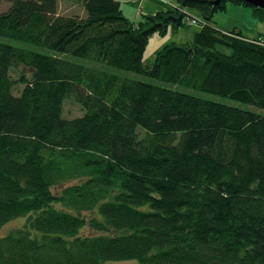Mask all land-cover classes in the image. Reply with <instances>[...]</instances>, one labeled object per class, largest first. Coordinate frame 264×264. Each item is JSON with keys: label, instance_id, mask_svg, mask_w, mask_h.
Wrapping results in <instances>:
<instances>
[{"label": "trees", "instance_id": "1", "mask_svg": "<svg viewBox=\"0 0 264 264\" xmlns=\"http://www.w3.org/2000/svg\"><path fill=\"white\" fill-rule=\"evenodd\" d=\"M61 1L0 0V230L24 218L0 264H264V46L214 21L264 9L177 0L135 24L120 0H84L85 18Z\"/></svg>", "mask_w": 264, "mask_h": 264}, {"label": "rangeland", "instance_id": "2", "mask_svg": "<svg viewBox=\"0 0 264 264\" xmlns=\"http://www.w3.org/2000/svg\"><path fill=\"white\" fill-rule=\"evenodd\" d=\"M84 0H63L59 3L58 14L63 16H79L86 17V12L83 6ZM122 11L131 22L137 24L142 21L144 15H153L159 11L168 10L172 8L175 4H177V0H120ZM144 3V4H143ZM156 3V5H153ZM152 4V5H151ZM9 7L7 4L4 9L6 10ZM186 12L193 18L199 20L200 14L198 11L193 9H187ZM214 21L216 25L223 31H232L233 29H241L243 35L250 39H261L264 37V22L257 21L254 16L251 8L242 7V6H228V9L225 12H221L216 14ZM192 24L191 22L189 23ZM201 29V26L191 25L190 27L184 26L180 28L176 33L169 32L166 36L162 37L159 34H154L150 40L149 45L146 49L144 59L145 61H151L154 55L162 49L165 45L170 44L172 42L176 43H186L193 39L196 32ZM230 52V51H228ZM67 59L73 60L77 63H82L85 65H92L91 62L81 60L78 58H71L67 56ZM108 72L119 74L123 77H127L130 79L137 80H145L143 76L129 73L125 71H120L117 69L110 68L108 66L104 67ZM23 72L28 74V70L21 69ZM13 79H19V73H12ZM23 89L21 84H18L14 88V93L19 94ZM191 93L198 95L202 98L209 99L212 101L221 102L224 104L232 105L235 107H241L243 109L258 110V108L250 105L241 104L224 97L205 94V93H195L194 91H190ZM69 100V99H68ZM66 101L64 104V113L63 116L66 119H73L77 117H81L84 114L82 108L74 101ZM73 100V99H72ZM259 111V110H258ZM59 189L55 190V193L58 192ZM24 222V218H17L7 225H5L0 230V237L6 236L11 231L20 228Z\"/></svg>", "mask_w": 264, "mask_h": 264}, {"label": "water", "instance_id": "3", "mask_svg": "<svg viewBox=\"0 0 264 264\" xmlns=\"http://www.w3.org/2000/svg\"><path fill=\"white\" fill-rule=\"evenodd\" d=\"M223 0H216L214 1V4H220ZM244 3H247L248 5H251L253 7H258L261 9H264V0H239Z\"/></svg>", "mask_w": 264, "mask_h": 264}, {"label": "built area", "instance_id": "4", "mask_svg": "<svg viewBox=\"0 0 264 264\" xmlns=\"http://www.w3.org/2000/svg\"><path fill=\"white\" fill-rule=\"evenodd\" d=\"M193 23H196V21H193ZM258 43H259V45L264 46V37L259 39Z\"/></svg>", "mask_w": 264, "mask_h": 264}, {"label": "crops", "instance_id": "5", "mask_svg": "<svg viewBox=\"0 0 264 264\" xmlns=\"http://www.w3.org/2000/svg\"><path fill=\"white\" fill-rule=\"evenodd\" d=\"M144 4V3H143ZM152 5V4H151ZM153 5H156V3H153ZM226 32V31H225ZM250 39V38H249Z\"/></svg>", "mask_w": 264, "mask_h": 264}]
</instances>
